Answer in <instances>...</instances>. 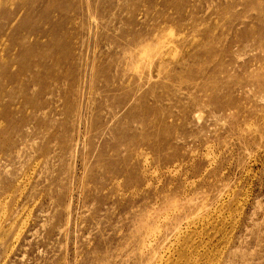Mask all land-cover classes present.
<instances>
[{"label":"rangeland","instance_id":"obj_1","mask_svg":"<svg viewBox=\"0 0 264 264\" xmlns=\"http://www.w3.org/2000/svg\"><path fill=\"white\" fill-rule=\"evenodd\" d=\"M0 264H264V0H0Z\"/></svg>","mask_w":264,"mask_h":264},{"label":"bare ground","instance_id":"obj_2","mask_svg":"<svg viewBox=\"0 0 264 264\" xmlns=\"http://www.w3.org/2000/svg\"><path fill=\"white\" fill-rule=\"evenodd\" d=\"M225 197V196H224ZM218 201V200H217ZM187 214V213H186ZM217 214V213H216ZM219 216V215H218Z\"/></svg>","mask_w":264,"mask_h":264}]
</instances>
